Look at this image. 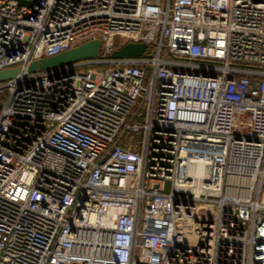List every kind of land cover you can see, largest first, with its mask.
Segmentation results:
<instances>
[{
	"label": "built area",
	"instance_id": "1",
	"mask_svg": "<svg viewBox=\"0 0 264 264\" xmlns=\"http://www.w3.org/2000/svg\"><path fill=\"white\" fill-rule=\"evenodd\" d=\"M34 1L0 0V264H264V0Z\"/></svg>",
	"mask_w": 264,
	"mask_h": 264
},
{
	"label": "water",
	"instance_id": "2",
	"mask_svg": "<svg viewBox=\"0 0 264 264\" xmlns=\"http://www.w3.org/2000/svg\"><path fill=\"white\" fill-rule=\"evenodd\" d=\"M19 5L26 7H33L35 5L34 0H16ZM100 42L98 40H92L81 44L75 48L62 52L58 55L43 58L40 60L33 61L28 68L25 70L26 73H36L39 71H46L69 65L73 62L95 59L99 56ZM146 45L143 43H128L120 49L114 50L110 58L121 59L128 57H139L145 50ZM22 72L21 68H14L0 71V83L7 82L14 79L17 75Z\"/></svg>",
	"mask_w": 264,
	"mask_h": 264
},
{
	"label": "trees",
	"instance_id": "3",
	"mask_svg": "<svg viewBox=\"0 0 264 264\" xmlns=\"http://www.w3.org/2000/svg\"><path fill=\"white\" fill-rule=\"evenodd\" d=\"M7 91H3L2 94H0V108L2 107L4 101L6 100L7 98Z\"/></svg>",
	"mask_w": 264,
	"mask_h": 264
},
{
	"label": "bare ground",
	"instance_id": "4",
	"mask_svg": "<svg viewBox=\"0 0 264 264\" xmlns=\"http://www.w3.org/2000/svg\"><path fill=\"white\" fill-rule=\"evenodd\" d=\"M198 177H200L201 175H202V171H201V169L200 168H196V169H194V171H193ZM248 195L246 194V195H244L243 196V198H246Z\"/></svg>",
	"mask_w": 264,
	"mask_h": 264
},
{
	"label": "rangeland",
	"instance_id": "5",
	"mask_svg": "<svg viewBox=\"0 0 264 264\" xmlns=\"http://www.w3.org/2000/svg\"><path fill=\"white\" fill-rule=\"evenodd\" d=\"M101 67H104V66H101ZM3 91H6V90H1L0 91V94H2V92ZM7 93V95H8V92H6ZM1 109V108H0ZM165 191H169V184H166V186H165Z\"/></svg>",
	"mask_w": 264,
	"mask_h": 264
}]
</instances>
